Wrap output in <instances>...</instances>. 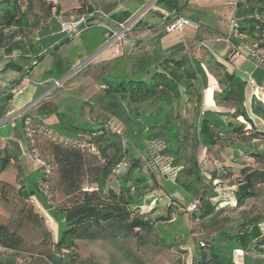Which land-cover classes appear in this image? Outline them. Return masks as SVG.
<instances>
[{
  "label": "trees",
  "instance_id": "trees-1",
  "mask_svg": "<svg viewBox=\"0 0 264 264\" xmlns=\"http://www.w3.org/2000/svg\"><path fill=\"white\" fill-rule=\"evenodd\" d=\"M21 4V0H0V10H4L0 17V45L8 43L9 51L14 47L10 43H19L13 39L27 23L26 15L20 13ZM154 5L169 12L164 19V30L180 17L189 20L180 16L177 0H156ZM95 7L88 0H81L74 13L87 19L94 14ZM88 24H81L79 36ZM141 24L145 25L139 20L134 26ZM120 25L105 26L103 34L107 32L111 36ZM12 27L17 30L12 32ZM198 30L199 25L195 32ZM237 37L250 42L255 50L264 51V0L236 4L229 39L236 45ZM94 50L87 51V55ZM120 58H123L120 69L118 73L114 71L117 75L108 73L102 78L104 88L95 98V104L83 102L71 112H55L56 122L44 126L38 134L43 141L34 147L53 156L56 175L45 177L36 171L22 177L18 171V195L23 200L35 198L41 202L40 187L44 183L49 184L46 199H56L57 189L51 187L54 177L61 196L67 197L62 206L54 209V214L48 212L63 228L55 243V253L45 255L43 262L80 264L72 251L75 240H96L119 233L133 237L138 244L150 241L154 238V223L163 222L165 215H140V210L150 194L159 191L162 196L168 194L162 182L179 187L188 201L197 203L196 209L189 213L194 218L208 217L214 212L210 199L216 193L210 192L211 184L231 187L233 209L247 203L251 206L226 238L240 251L264 256V235L258 228L264 221V103L252 95L246 108V82L218 61L197 37L167 52L126 54ZM207 73L212 78L206 104L211 103V90L215 87L214 104L229 108L226 112L213 113L219 120L223 118L224 123L207 116L203 110ZM100 100L113 104L134 125L101 108ZM41 107L47 115V108ZM26 133L30 134L26 137L28 141L39 138L36 133ZM29 148H32L30 142ZM223 148L252 158L254 166L242 164L237 172L227 166L217 171L202 167V151L203 160L210 155L218 160L219 149ZM13 152L7 148L0 151V171L7 167ZM171 206L169 203L168 212ZM31 209L29 206L22 210L29 220L34 218ZM185 209L178 208L177 212L188 213ZM19 245L16 234L0 226V264L39 263L40 257L33 255L14 253L8 257V248L15 251ZM198 264L231 262L216 254Z\"/></svg>",
  "mask_w": 264,
  "mask_h": 264
},
{
  "label": "crops",
  "instance_id": "crops-1",
  "mask_svg": "<svg viewBox=\"0 0 264 264\" xmlns=\"http://www.w3.org/2000/svg\"><path fill=\"white\" fill-rule=\"evenodd\" d=\"M21 1L20 13L21 16L26 15L27 23L20 35L13 39L19 43H10L14 46L10 51L8 43L0 45V151L5 148L14 150L10 153L9 164L0 171V226L15 233L20 240L18 250L8 248V257L14 253L20 256L33 255L40 257L38 264H45L43 257L55 253L57 241L55 220L48 212L54 214V209L62 206L65 203L62 201H66L67 197L60 195L48 201L45 193L49 184L44 183L40 187L41 202L35 198L23 200L18 195V171L22 177L36 171L45 177L56 175L53 156L34 147L43 141L38 134L44 126L56 122L55 112H71L83 102L94 103L103 90L102 78L108 73L117 75L123 58H120L122 54L114 55L113 49L105 45L97 47L89 55L85 49L70 53V49L80 43L79 32L65 34L61 24L81 19L82 16L74 13L80 7L81 0H56V4L47 0ZM155 1L88 0V3L96 7L93 15L87 19L82 17V24L89 23L83 28L97 25L104 29L107 25L118 26L122 22L132 21L129 34L131 55L167 52L197 37L218 61V58L226 59L228 70L246 82V108L252 95L264 103V51L255 50L250 42L243 41L241 37H237L239 41L236 45L229 39L230 22L234 19L236 4L244 0H177L180 16L199 25L197 33L192 30L165 32L164 19L169 16V12L156 7ZM3 13L4 10H0V17ZM126 16L128 18L125 19ZM139 20L145 25L135 27ZM11 30L13 32L17 28L12 27ZM66 39L68 41L64 42ZM61 74V77H56ZM54 81H60V87H54ZM41 106L47 108V115ZM203 110L207 116L214 117L213 113L226 112L229 108L214 104L207 107L203 105ZM214 118L224 123L223 118ZM249 128L247 125L246 129ZM33 130L41 139L28 141L26 137H30V134L26 132L35 134ZM218 157L220 165L214 168L216 171L221 166L230 167L235 172L242 164L254 166L252 158L229 148L219 149ZM214 159L217 160L216 157ZM233 177H237V174ZM225 187L228 188V195L221 194ZM162 195L160 191L150 194L140 210V215H165L163 222L154 223V238L138 244L131 236L115 233L96 240H75L72 251L77 261L80 264H198L217 254L231 264H264V256L240 251L226 238L227 234L235 231L242 215L249 213L251 206V203H247L233 209L235 204L231 187H217L216 196L210 199V204L214 205V212L210 216L194 218L188 213L191 239L187 243L178 232L172 242L162 233V228H157L159 225L176 223L177 216L183 214H179L177 209L184 207L175 196L181 199L188 196L176 191ZM226 197L228 200H225ZM222 200L228 205L219 208L216 203ZM169 203L172 204L170 212L167 211ZM190 203H193L191 199L186 206ZM29 206H32L33 221L22 212ZM258 228L261 235H264V221L259 223ZM232 251L239 256L238 260L232 259Z\"/></svg>",
  "mask_w": 264,
  "mask_h": 264
},
{
  "label": "rangeland",
  "instance_id": "rangeland-1",
  "mask_svg": "<svg viewBox=\"0 0 264 264\" xmlns=\"http://www.w3.org/2000/svg\"><path fill=\"white\" fill-rule=\"evenodd\" d=\"M133 22L130 21L128 22L127 28L120 34H118V31H115L112 33L111 36H109L107 34V32L105 34H103L104 29L101 28L100 26L97 25H90L88 28H83V30L80 33L79 36V45L76 48H71L70 49V53L74 54L75 50L77 49H85L86 51L89 52V50L92 49H96L97 47L103 46L105 45V47H109L110 49H113L114 44L116 43H120L121 44V53L123 54L122 56L129 54V51L131 50V42H130V38L131 36L130 34V30H131V24ZM109 33V32H108ZM105 35V36H104ZM131 52V51H130ZM220 62H226V59L223 58H218ZM204 68V67H202ZM205 70V68H204ZM203 75V74H202ZM207 76V87L204 90V99H203V105H205V107L207 106H213L214 102H213V90H211V103H209V101L207 102L208 104H206V93L210 87V78H212L211 75H209L208 73L206 74ZM100 85V83H99ZM209 85V86H208ZM257 98V97H256ZM98 104L101 108L103 109H107L109 110L110 113H112L113 115H115L117 118L122 119L124 121H129L128 118H126L121 112L120 110L115 107L113 104L108 103V102H103V101H98ZM242 121V119H240ZM132 124V123H130ZM134 125V124H132ZM136 130V129H135ZM68 137H73L72 135L68 136ZM204 153L202 151L201 155H200V159L202 161V167L203 168H209V169H214L215 167H218L219 161L215 160L214 157L212 155L209 156L208 161L207 160H203L204 158ZM56 178L54 177V185L56 184ZM163 188L166 191V193H171V192H178L182 195H184V192L177 186H174L170 183H165L162 182ZM56 187L57 189V195L56 197H59L60 194V190L57 188V186L55 185L54 188ZM212 190L210 192H212L213 194H215L217 192V186L215 183L211 184ZM48 190V189H47ZM228 188L225 187V189L223 191H221V194L225 193V195H228ZM173 194V193H172ZM176 194V193H175ZM55 198V197H54ZM175 199L181 203V205L184 207V209L186 207H188L189 205H191L192 203L188 204V206H186V204L189 202L185 197H183V199H181L179 196H175ZM216 200V199H215ZM225 200H228L227 197ZM216 205L220 206L219 208H222L224 206H227L228 203H226V201H221V202H217ZM186 210V209H185ZM245 210V209H244ZM246 211V210H245ZM177 221L176 223L172 224V225H159L157 229H161L162 228V233H165V235L167 237H169V239H171L172 242H174L175 240V234L178 232L179 235L181 236L182 240L187 242H190L191 236H190V216L188 215V213H183L180 216H177ZM55 224H56V237H58V234L61 235V230L63 228V225L61 223H57L55 220ZM215 250H217V245L215 246ZM232 259L238 260L239 256L236 254L235 251H232Z\"/></svg>",
  "mask_w": 264,
  "mask_h": 264
},
{
  "label": "built area",
  "instance_id": "built-area-1",
  "mask_svg": "<svg viewBox=\"0 0 264 264\" xmlns=\"http://www.w3.org/2000/svg\"><path fill=\"white\" fill-rule=\"evenodd\" d=\"M48 2H51L53 4H56V0H47ZM84 19L81 18L79 21H74V22H64L61 24V30L63 33L68 34V35H72L75 34L77 32V27L79 25H81L83 23ZM128 22L126 23H122L119 26L118 34L122 33L126 28H127ZM198 29V25L185 19V18H178L176 19L174 22L168 24L165 27V32L167 33H171V32H183L185 30H192V31H196ZM121 44L120 43H116L113 46V52L114 55L116 56H120L121 53ZM54 87H60L61 82L60 81H54L53 82ZM102 88H104V86H102ZM197 203H192L191 205H189L186 208V212L191 213L196 209Z\"/></svg>",
  "mask_w": 264,
  "mask_h": 264
},
{
  "label": "water",
  "instance_id": "water-1",
  "mask_svg": "<svg viewBox=\"0 0 264 264\" xmlns=\"http://www.w3.org/2000/svg\"><path fill=\"white\" fill-rule=\"evenodd\" d=\"M79 29H80V25L77 27V31H79Z\"/></svg>",
  "mask_w": 264,
  "mask_h": 264
}]
</instances>
